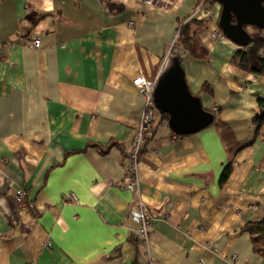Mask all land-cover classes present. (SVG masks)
Returning <instances> with one entry per match:
<instances>
[{
    "label": "crops",
    "instance_id": "0c3cea01",
    "mask_svg": "<svg viewBox=\"0 0 264 264\" xmlns=\"http://www.w3.org/2000/svg\"><path fill=\"white\" fill-rule=\"evenodd\" d=\"M106 1L121 9L0 0V264H264L245 231L264 217V122L255 124L264 78L231 64L242 47L212 35L216 3L189 20L199 23L196 46L182 66L233 141L213 124L177 136L154 113L139 166L152 216L149 248L141 246L129 219L135 199L120 188L144 108L133 80L155 79L201 1ZM23 187L31 209L14 201Z\"/></svg>",
    "mask_w": 264,
    "mask_h": 264
},
{
    "label": "water",
    "instance_id": "95a60500",
    "mask_svg": "<svg viewBox=\"0 0 264 264\" xmlns=\"http://www.w3.org/2000/svg\"><path fill=\"white\" fill-rule=\"evenodd\" d=\"M220 5L218 28L233 43L247 47L252 42L248 28L264 30V0H211ZM153 101L160 114L168 116L167 126L177 136L198 133L214 122V115L202 107L186 83L177 57L158 77Z\"/></svg>",
    "mask_w": 264,
    "mask_h": 264
},
{
    "label": "built area",
    "instance_id": "2783aa9c",
    "mask_svg": "<svg viewBox=\"0 0 264 264\" xmlns=\"http://www.w3.org/2000/svg\"><path fill=\"white\" fill-rule=\"evenodd\" d=\"M142 9H169L174 7L173 0H138ZM210 0H201L197 5L192 15L186 20L189 21L194 17L199 16H209L210 14ZM212 35L219 39H224L225 36L221 31L215 28ZM40 46V40L35 38L31 41L30 47L32 49H37ZM181 57L185 56V53L177 44V38L175 36L174 40L170 44L166 51L164 58L161 61L159 71L155 79H147L144 76H138L133 80V85L137 89L138 93L144 100L143 113L141 115L136 133L130 143L129 148L125 152L123 157V165L126 172V176L123 182L120 184L122 190L129 191L135 199V207L130 211L129 219L133 220L137 224V229L135 234L138 240L146 250L149 248V226L151 224V213L150 211L141 203L140 201V189H139V166H140V156L142 153V147L145 143V133L148 132L151 123L153 122L154 113L157 112L154 101L153 94L154 89L158 80V77L168 68L171 59L175 55ZM262 54V52H261ZM217 112V109L214 110ZM75 196L70 194V200L75 201ZM15 203L21 208H32V205L28 202L27 189L20 188L16 192L14 199ZM257 207L255 205H250L249 210L255 211ZM264 215V210H263Z\"/></svg>",
    "mask_w": 264,
    "mask_h": 264
},
{
    "label": "trees",
    "instance_id": "16d2710c",
    "mask_svg": "<svg viewBox=\"0 0 264 264\" xmlns=\"http://www.w3.org/2000/svg\"><path fill=\"white\" fill-rule=\"evenodd\" d=\"M107 9L119 10L121 7L116 4L107 2L106 0H100ZM201 1V0H200ZM210 3H213L210 0ZM197 21H187L179 26L176 33L177 44L181 50L185 53L184 57L178 54L177 57L183 64V60L186 56L190 55L194 46H196L195 34L198 30L196 28ZM264 30L253 28L250 33L252 37V42L247 47H242L239 49L231 59V64L237 67L239 70L253 75L255 78H264ZM262 52V54H261ZM258 109L259 113L255 117V124L260 126L264 122V98L258 99ZM212 113V112H211ZM217 112H213L214 122L213 125L217 128L220 138L226 142L233 141L230 128L223 122H221L218 117H216ZM162 120L167 123L168 116L162 114ZM173 133V132H172ZM146 134L145 133V143L142 147V151L146 144ZM174 134V133H173ZM114 142L109 143V146L114 145ZM125 156V152L123 157ZM224 178L226 174H224ZM245 231L249 234L253 248L258 253L264 255V217L256 222H249L245 225Z\"/></svg>",
    "mask_w": 264,
    "mask_h": 264
},
{
    "label": "rangeland",
    "instance_id": "374dc122",
    "mask_svg": "<svg viewBox=\"0 0 264 264\" xmlns=\"http://www.w3.org/2000/svg\"><path fill=\"white\" fill-rule=\"evenodd\" d=\"M219 29V28H218ZM222 33V32H221ZM149 244H150V239H149Z\"/></svg>",
    "mask_w": 264,
    "mask_h": 264
}]
</instances>
